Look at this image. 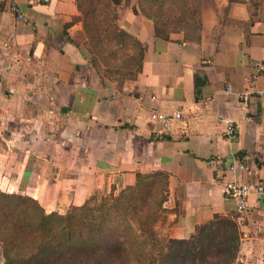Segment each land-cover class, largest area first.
<instances>
[{"label":"crops","instance_id":"1","mask_svg":"<svg viewBox=\"0 0 264 264\" xmlns=\"http://www.w3.org/2000/svg\"><path fill=\"white\" fill-rule=\"evenodd\" d=\"M15 1L22 20L0 0V190L63 214L161 171V240L220 215L239 231L234 264H264V201L250 195L239 213L222 192L223 180L264 182V2L198 0L189 37L119 0L115 23L143 55L118 80L93 64L75 0ZM153 108L183 122L157 136Z\"/></svg>","mask_w":264,"mask_h":264},{"label":"trees","instance_id":"2","mask_svg":"<svg viewBox=\"0 0 264 264\" xmlns=\"http://www.w3.org/2000/svg\"><path fill=\"white\" fill-rule=\"evenodd\" d=\"M75 1L93 64L137 71L143 48L110 14L111 4L119 0ZM197 3L154 0L145 16L157 23L158 5L187 14ZM117 54L127 57L115 63L111 57ZM166 188V173L138 174L133 186L100 199L91 196L63 214L46 212L29 196L0 190L2 264H234L239 231L229 218L214 215L187 239L157 236L154 225L163 212Z\"/></svg>","mask_w":264,"mask_h":264},{"label":"built area","instance_id":"3","mask_svg":"<svg viewBox=\"0 0 264 264\" xmlns=\"http://www.w3.org/2000/svg\"><path fill=\"white\" fill-rule=\"evenodd\" d=\"M47 1V0H44ZM7 5L8 10L15 14L18 20L24 19L23 13L20 11L15 0H4ZM263 66L259 64V68ZM229 89V86H227ZM262 94L264 92H261ZM248 93L244 92L241 94V98L247 99ZM152 117L158 124V127L154 131L157 136H163L170 132L171 126L174 122H183V115L180 110L173 113H164L160 110L153 108ZM228 136L234 135V128L229 124L225 130ZM235 164H231L229 169H234ZM242 167L241 165L239 166ZM222 192L226 199L233 200L235 203V209L237 212L242 213L247 207V200L250 195H254L257 200L264 201V182H238V181H222Z\"/></svg>","mask_w":264,"mask_h":264},{"label":"rangeland","instance_id":"4","mask_svg":"<svg viewBox=\"0 0 264 264\" xmlns=\"http://www.w3.org/2000/svg\"><path fill=\"white\" fill-rule=\"evenodd\" d=\"M123 3L125 5H130L131 2L133 0H122ZM135 3L133 5V8L135 11H139L141 13H143L145 15V12H147L149 9L148 7L153 4L154 0H134ZM249 4V7L252 9H255V7L258 6L259 3L264 2V0H246ZM121 3V0H120ZM167 5H158L157 11L154 13V15H158L159 18L157 20V25L160 28H164L167 30H176V29H181L185 32H189L190 30H192V32L190 34H186L189 37H192L195 34V31L198 27V20H197V9H195L194 11H192V9L190 8L188 10L187 14H183V12L181 11H170L169 9H166ZM144 8V9H143ZM110 14H116L115 13V6H113V4H111L110 6ZM185 15V16H183ZM147 17V16H146ZM152 19V18H150ZM153 20V19H152ZM88 50L90 52V47L88 45ZM133 49L132 48H128V50L126 52H132ZM91 53V52H90ZM127 56H123V55H116L115 57H111V60L115 63H119L123 60V58H126ZM102 66L101 69L103 70L105 75L108 76H114L115 78H117L118 80H121L122 78L126 77V76H130L133 74L126 72L125 67L124 68H120L118 71H116L115 69H111V67H106L105 65H99ZM104 66V67H103ZM135 68V67H134ZM95 196V195H93ZM102 196L96 195L95 198L96 199H100ZM71 208V207H70ZM69 208V209H70ZM69 209H67L66 211H68ZM65 213V212H64ZM216 229V226L213 227V230ZM233 228L229 229V232H232ZM3 256H2V248H1V244H0V264H2L3 262Z\"/></svg>","mask_w":264,"mask_h":264}]
</instances>
